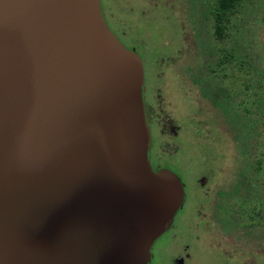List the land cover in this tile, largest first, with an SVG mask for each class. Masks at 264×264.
<instances>
[{"label": "water", "instance_id": "1", "mask_svg": "<svg viewBox=\"0 0 264 264\" xmlns=\"http://www.w3.org/2000/svg\"><path fill=\"white\" fill-rule=\"evenodd\" d=\"M144 92L101 0H0V264H151L185 191Z\"/></svg>", "mask_w": 264, "mask_h": 264}, {"label": "rangeland", "instance_id": "2", "mask_svg": "<svg viewBox=\"0 0 264 264\" xmlns=\"http://www.w3.org/2000/svg\"><path fill=\"white\" fill-rule=\"evenodd\" d=\"M216 1L101 0L144 63L151 161L185 190L151 264H264V0H245L224 40Z\"/></svg>", "mask_w": 264, "mask_h": 264}, {"label": "trees", "instance_id": "3", "mask_svg": "<svg viewBox=\"0 0 264 264\" xmlns=\"http://www.w3.org/2000/svg\"><path fill=\"white\" fill-rule=\"evenodd\" d=\"M245 0H217L211 10L214 19V34L218 40L224 38V30L230 17L236 14Z\"/></svg>", "mask_w": 264, "mask_h": 264}, {"label": "flooded vegetation", "instance_id": "4", "mask_svg": "<svg viewBox=\"0 0 264 264\" xmlns=\"http://www.w3.org/2000/svg\"><path fill=\"white\" fill-rule=\"evenodd\" d=\"M101 6H102V3H101ZM102 13H103V8H102ZM103 16H104V14H103ZM104 19H105V17H104ZM106 21V20H105ZM107 23V22H106ZM108 25V24H107ZM112 31V30H111ZM113 32V31H112ZM114 33V32H113ZM115 34V33H114ZM116 35V34H115ZM117 36V35H116ZM221 40H224V38L223 39H221ZM126 46V45H125ZM127 47V46H126ZM128 48H133V47H128ZM135 49V48H134ZM137 51V50H136ZM222 63V62H221ZM145 71V70H144ZM144 100H145V92H144ZM145 107H146V104H145ZM146 113H147V110H146ZM147 120H148V116H147ZM148 123H149V121H148ZM150 126V125H149ZM150 131H151V129H150ZM151 138H152V135H151ZM151 142H152V140H151ZM151 148H152V143H151ZM149 160H150V163H151V166H152V168L154 169V170H157V169H162V168H168L166 165L165 166H155V165H153V162L151 161V149H150V153H149ZM168 169H170V168H168ZM171 170V169H170ZM173 171V170H172ZM173 172H175V171H173ZM176 173V172H175ZM177 174V173H176ZM185 191V190H184ZM167 233V232H166Z\"/></svg>", "mask_w": 264, "mask_h": 264}]
</instances>
